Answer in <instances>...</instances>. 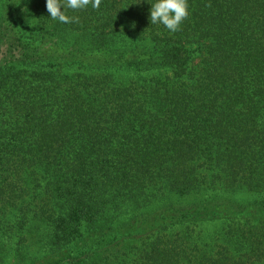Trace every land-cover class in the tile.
<instances>
[{"label":"trees","instance_id":"16d2710c","mask_svg":"<svg viewBox=\"0 0 264 264\" xmlns=\"http://www.w3.org/2000/svg\"><path fill=\"white\" fill-rule=\"evenodd\" d=\"M10 253L264 264V0H0Z\"/></svg>","mask_w":264,"mask_h":264},{"label":"rangeland","instance_id":"374dc122","mask_svg":"<svg viewBox=\"0 0 264 264\" xmlns=\"http://www.w3.org/2000/svg\"><path fill=\"white\" fill-rule=\"evenodd\" d=\"M238 197L240 198H249L250 195L247 194L246 192H239L237 194ZM160 200H157L156 202H154L151 206L152 207H157L158 204H159ZM200 229L203 231V232H207V233H213L215 231H217L218 229H221L222 227H224V223L222 221L220 222H213V223H209V224H205V225H200ZM14 258H13V255L12 253H10V255L7 257L6 259V263L5 264H14Z\"/></svg>","mask_w":264,"mask_h":264}]
</instances>
